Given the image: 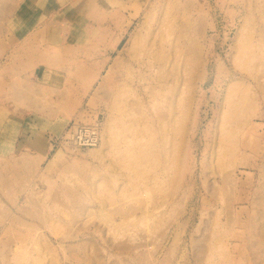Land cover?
Listing matches in <instances>:
<instances>
[{
    "label": "rangeland",
    "instance_id": "374dc122",
    "mask_svg": "<svg viewBox=\"0 0 264 264\" xmlns=\"http://www.w3.org/2000/svg\"><path fill=\"white\" fill-rule=\"evenodd\" d=\"M0 264H264V0H0Z\"/></svg>",
    "mask_w": 264,
    "mask_h": 264
},
{
    "label": "built area",
    "instance_id": "2783aa9c",
    "mask_svg": "<svg viewBox=\"0 0 264 264\" xmlns=\"http://www.w3.org/2000/svg\"><path fill=\"white\" fill-rule=\"evenodd\" d=\"M101 127L99 115L90 122L77 120L68 126L62 140L76 150L94 148L101 142Z\"/></svg>",
    "mask_w": 264,
    "mask_h": 264
},
{
    "label": "bare ground",
    "instance_id": "6f19581e",
    "mask_svg": "<svg viewBox=\"0 0 264 264\" xmlns=\"http://www.w3.org/2000/svg\"><path fill=\"white\" fill-rule=\"evenodd\" d=\"M178 38V37H177ZM178 41V40H177ZM179 42V41H178ZM133 43V42H132ZM176 43L177 42H175V44H174V46L176 45ZM179 43H181V42H179ZM182 44H184V43H182ZM179 45V44H178ZM181 45V44H180ZM179 45V46H180ZM177 46V45H176ZM185 47V46H184ZM175 48H177V47H175ZM178 49H179V47H178ZM149 51V50H148ZM180 51V50H179ZM149 53V52H148ZM176 53V52H175ZM150 58H151V56H149ZM152 58H154L153 56H152ZM181 59V58H180ZM179 59V60H180ZM141 78V77H140ZM143 79V78H142ZM142 82V81H141ZM158 85V84H157ZM152 91V90H151ZM154 92V91H153ZM155 98V97H154ZM156 100V99H155ZM140 101V100H139ZM98 147V146H97ZM97 147H94V148H89L90 150H91V153H93V154H95V152H97V150H99V149H97Z\"/></svg>",
    "mask_w": 264,
    "mask_h": 264
}]
</instances>
